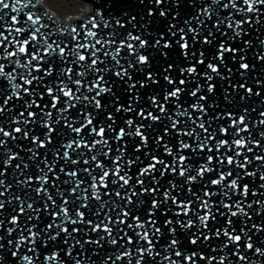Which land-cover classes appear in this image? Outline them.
Segmentation results:
<instances>
[{"label":"snow or ice","instance_id":"obj_1","mask_svg":"<svg viewBox=\"0 0 264 264\" xmlns=\"http://www.w3.org/2000/svg\"><path fill=\"white\" fill-rule=\"evenodd\" d=\"M97 2L69 25L39 12L42 0H0V116L11 118L0 126V229L11 261L66 264L79 248L74 264H86V246L107 243L115 254L104 264H261L247 253L264 257L253 242L264 233V110L230 97L261 95L247 85L244 37L264 0H198L170 20L166 0H147L162 25L152 31L137 15L125 23L128 12L105 17Z\"/></svg>","mask_w":264,"mask_h":264},{"label":"water","instance_id":"obj_2","mask_svg":"<svg viewBox=\"0 0 264 264\" xmlns=\"http://www.w3.org/2000/svg\"><path fill=\"white\" fill-rule=\"evenodd\" d=\"M83 3H89L90 8H91V0H79ZM95 8H99L103 13L105 14V17L113 16V17H119L122 12H128L129 16L128 17H121L123 21L126 23L127 19L130 18L131 15H137V27L139 28L140 24L144 23L145 21H152L151 24L148 25V30L152 31L153 28H161L162 25L157 24L156 20L159 19L158 13L159 9L156 7V5L153 4H148L147 0H145L144 4H139L138 2L132 3V2H121V3H113L112 0H98V2L94 5ZM153 8V10L156 12L155 17H148L147 16V9L148 8ZM164 7L166 9H170L168 19L170 20L172 15L175 12H179L182 17H186L187 15L194 14L197 10V8L200 7V4L198 3V0H192V3L190 4L188 0H177V3H173L172 0H166V3L164 4ZM89 10L85 11V13L82 16H77L72 18L69 21H61L59 18L53 14L54 12L46 7L43 3L38 6V11L43 12L44 9L48 10L54 17L55 19L60 22L61 24H79L80 20L85 18L89 12ZM0 15H3V13H0ZM140 17H143L141 20ZM6 19H10V16ZM246 31H248L249 35L245 36L244 39H250L252 41V47L250 49H247V62L250 64L254 65L253 69L251 72H249L246 76L247 80V85L252 87L254 91H260L261 95L260 96H255L254 94L251 97H248L247 94L243 90H238L237 92H232L230 99H233V102L238 105H242L245 107H248L249 109L255 108L257 110V113L260 110H264V86L258 87L255 83L256 80H260L264 82V62H261L256 59V56L258 54H264V45H261L259 43L260 40L264 39V18H262V23L259 25H254L253 27L249 28L245 26ZM129 30L131 29V25L128 26ZM119 31L123 32L125 29H119ZM134 31V30H133ZM141 32H143V29H141ZM145 35H147L145 33ZM151 44V41H150ZM145 55H150L154 57V62L152 65V68L155 70H159L161 68V64L163 62V58L160 56L158 52H156L154 49H151L149 47L148 49L144 50ZM131 59V58H130ZM175 59L177 63H179V55L178 53H170L169 54V60ZM234 81H239L240 78L238 74L233 77ZM243 82V81H241ZM223 85V82H221V86ZM231 92V89H229ZM240 96H245V100L241 101L239 99ZM211 99V97H210ZM216 101L221 105V107L224 106L226 103L225 101L222 100V97L220 95V90L218 87L217 90V95H216ZM0 102H2V97H0ZM13 103L16 105V112L18 113L20 110H22V105L18 101H13ZM12 105L10 104L8 107H11ZM257 113L250 112V115L255 117ZM10 117L8 116L7 112L5 113L4 116H0V122H3L2 125L0 126H5L8 128V124L10 121ZM157 130H159V125L155 126ZM10 130V128H8ZM151 131L149 132V135H153ZM255 135V130L253 132ZM58 139V137L54 136L53 140L55 141ZM16 144L23 145L25 148L28 146V143L23 141V140H17ZM262 144H264V141H262ZM9 147H13L14 150L19 151V148H16L15 145L12 144L11 141H9ZM50 148L53 147V145L49 146ZM20 155L23 157L24 152L21 151ZM18 162V161H17ZM16 162H13V167L15 166ZM0 169H2V164H0ZM17 177L12 174V168L8 169V175L4 177L6 184H13V188L11 190L12 194H16V189L17 186L14 183L15 179ZM21 179L23 177H20ZM258 183V180H257ZM35 187V185H34ZM3 189H0L2 191ZM7 195V194H6ZM12 208V205H8L5 209V218L10 214V209ZM253 223H258L261 222L259 219L255 218V212H253ZM6 225L5 227H7ZM0 233L5 235L4 241H0L4 243L5 245V256L6 260L9 261V264H14V261H11L10 253H7V240L11 237H8L6 232L3 229H0ZM92 238H95L93 236ZM253 242L256 246L264 248V233H253ZM214 243H219V241H214ZM79 248H77L74 251V255L72 258L65 257L66 264H74L75 259L79 258L78 256L75 255V252H79ZM231 251V249L229 250ZM114 251L111 250L110 246L107 243L103 244L102 248H95L94 246H86V256L91 257L90 260H87L86 264H104V261L107 259L108 255H113L114 256ZM251 259H259L261 261V264H264V257H255L253 256L252 253H247ZM235 259V258H233ZM203 264V262H201Z\"/></svg>","mask_w":264,"mask_h":264},{"label":"rangeland","instance_id":"obj_3","mask_svg":"<svg viewBox=\"0 0 264 264\" xmlns=\"http://www.w3.org/2000/svg\"><path fill=\"white\" fill-rule=\"evenodd\" d=\"M42 3L51 9L58 18L67 20L82 14L87 5L79 0H42Z\"/></svg>","mask_w":264,"mask_h":264},{"label":"bare ground","instance_id":"obj_4","mask_svg":"<svg viewBox=\"0 0 264 264\" xmlns=\"http://www.w3.org/2000/svg\"><path fill=\"white\" fill-rule=\"evenodd\" d=\"M85 4H87V5L85 6L84 10L82 11V14L76 15V16H82L85 13V11L89 10L90 4L89 3H85ZM53 14H55V13H53ZM76 16H74V17H76ZM74 17H71L70 19L68 18V20L66 18H64V19H60L59 18V20H61V21H69V20H71Z\"/></svg>","mask_w":264,"mask_h":264}]
</instances>
